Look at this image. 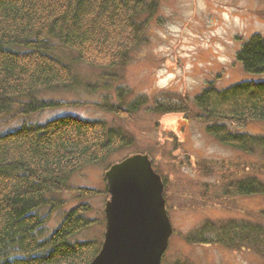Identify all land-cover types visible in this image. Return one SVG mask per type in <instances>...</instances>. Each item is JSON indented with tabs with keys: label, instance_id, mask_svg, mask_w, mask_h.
<instances>
[{
	"label": "trees",
	"instance_id": "1",
	"mask_svg": "<svg viewBox=\"0 0 264 264\" xmlns=\"http://www.w3.org/2000/svg\"><path fill=\"white\" fill-rule=\"evenodd\" d=\"M157 10L158 0H0V120L24 119L0 133V264H89L98 254L103 238L71 241L105 225L104 215H95L87 201L96 190L79 188V202L48 237L45 224L63 203L60 194L72 190L74 174L92 165L107 170L114 155L133 145L132 136L119 125L69 114L45 122L27 119L66 104L47 94L109 92L110 84L120 81L117 70L146 43ZM235 58L244 73L264 76V36L252 34ZM79 66L98 70L97 80L83 81L75 72ZM122 93L116 90V103L105 96L95 105L119 120L131 119L145 100L125 105ZM192 103L219 145L264 159V135L227 125L264 123V82L240 81L220 89L210 84ZM153 108L160 114L183 112L181 105L155 103ZM152 168L158 174L153 163ZM252 172L222 173L219 197L264 198V180ZM183 239L188 245L245 249L264 258V221L206 219Z\"/></svg>",
	"mask_w": 264,
	"mask_h": 264
},
{
	"label": "rangeland",
	"instance_id": "2",
	"mask_svg": "<svg viewBox=\"0 0 264 264\" xmlns=\"http://www.w3.org/2000/svg\"><path fill=\"white\" fill-rule=\"evenodd\" d=\"M252 34L264 36V0H158V10L147 29L146 43L128 64L117 70L120 81L110 84L109 92L88 94L79 90L47 94L66 104L27 119L45 122L69 114L119 125L132 136L133 145L109 161L117 163L122 157L148 154L164 180L163 197L172 235L161 264H264V258L250 250L188 245L183 239L206 219L264 221V215L261 216L263 197L226 200L219 197L222 173L242 176L256 170L252 173L264 180V159L219 145L206 133V123L197 118L199 112L192 105V99L210 84L220 89L240 81L264 82V76L246 74L236 62L237 51ZM75 72L83 81L94 83L99 71L79 66ZM118 89L123 91L125 105L140 98L145 100L131 119L119 120L95 105L105 96L116 103ZM155 103L181 105L183 112L155 113ZM22 121L24 119L19 118L0 120V133L16 129ZM227 125L237 132L264 135V123ZM106 167L92 165L74 174L70 180L72 190L60 194L63 203L50 213L44 237H48L64 214L79 202V188L88 187L98 192L87 201L94 214L101 217L108 200L104 182ZM247 167L249 170L244 171ZM44 213L46 210L42 211ZM103 233L104 223H101L76 234L71 241L100 240Z\"/></svg>",
	"mask_w": 264,
	"mask_h": 264
},
{
	"label": "water",
	"instance_id": "3",
	"mask_svg": "<svg viewBox=\"0 0 264 264\" xmlns=\"http://www.w3.org/2000/svg\"><path fill=\"white\" fill-rule=\"evenodd\" d=\"M109 196L104 204V233L89 264H161L172 226L164 186L148 154H133L104 173Z\"/></svg>",
	"mask_w": 264,
	"mask_h": 264
}]
</instances>
